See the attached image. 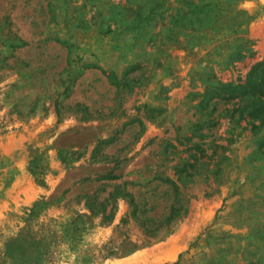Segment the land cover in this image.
Listing matches in <instances>:
<instances>
[{
    "label": "rangeland",
    "instance_id": "rangeland-1",
    "mask_svg": "<svg viewBox=\"0 0 264 264\" xmlns=\"http://www.w3.org/2000/svg\"><path fill=\"white\" fill-rule=\"evenodd\" d=\"M0 264H264V0H0Z\"/></svg>",
    "mask_w": 264,
    "mask_h": 264
},
{
    "label": "trees",
    "instance_id": "trees-1",
    "mask_svg": "<svg viewBox=\"0 0 264 264\" xmlns=\"http://www.w3.org/2000/svg\"><path fill=\"white\" fill-rule=\"evenodd\" d=\"M101 213H102L103 217H107L108 216V214H105V209H102Z\"/></svg>",
    "mask_w": 264,
    "mask_h": 264
}]
</instances>
